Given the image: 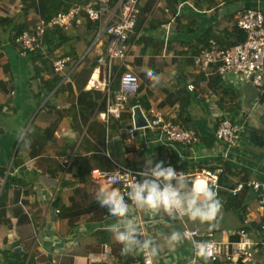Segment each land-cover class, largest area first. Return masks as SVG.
I'll return each instance as SVG.
<instances>
[{"label": "crops", "instance_id": "obj_1", "mask_svg": "<svg viewBox=\"0 0 264 264\" xmlns=\"http://www.w3.org/2000/svg\"><path fill=\"white\" fill-rule=\"evenodd\" d=\"M94 1L0 0V177L5 179L0 192V264L138 260L141 252L124 254L104 228L109 218L92 193L109 186L92 172H109L116 165L138 172L144 156L151 154L154 163L164 160L188 177L220 167L216 192L221 209L214 220L170 223L200 233L245 229L258 243L247 264H264L261 191L244 186L231 192L250 181L264 184V100L260 99L264 78L258 87L240 78L220 77L214 67L200 72L193 65V57L210 41L227 48L236 45L232 33L236 13L255 9L264 15V0H139L126 56L113 63L118 77L125 72L135 75L139 89L120 118L107 121L100 115L106 113L108 97L87 87L106 46L104 22L90 21L81 13L79 23H71L67 30H46L40 48L28 54H22L15 42L40 20ZM63 58L70 59L64 72L54 73L53 62ZM189 84L194 91H188ZM117 87L116 79L112 89ZM137 107L148 120L159 115L194 130L198 144L186 148L159 142L156 130L136 129ZM223 120L240 126L239 140L226 158L224 145L215 138ZM135 218L142 237L163 227L159 218L142 212ZM191 256V245L185 243L163 255L158 264H186Z\"/></svg>", "mask_w": 264, "mask_h": 264}, {"label": "built area", "instance_id": "obj_2", "mask_svg": "<svg viewBox=\"0 0 264 264\" xmlns=\"http://www.w3.org/2000/svg\"><path fill=\"white\" fill-rule=\"evenodd\" d=\"M138 1L118 0L112 4L110 0H95L82 6H74L67 13L57 14L49 20H40L32 32L21 33L15 38V42L22 47V54H28L40 48V41L46 30L53 28L67 30L71 23H79L78 16L81 13L85 14L90 21L104 22L102 31L107 36L106 46L103 54L97 58L96 67L88 80L87 87L98 90L108 97L106 113L100 115V118L104 121L109 118L119 119L126 108L128 99L135 96L139 89V80L135 75L125 72L118 77V73L113 70V63L124 60L126 56L127 41L133 32L139 12ZM235 26L245 34V40L242 43L227 48L210 41L193 57V65L200 72H206L208 68L214 67L220 77L240 78L259 87L264 78V15L255 9L238 11L235 16ZM69 61V58L54 61L53 72L56 74L64 72ZM116 79L118 87L113 90ZM186 88L190 92L194 91L192 84L187 85ZM146 123L145 128L157 131L159 142L177 143L186 148L193 147L199 142V137L194 130L184 129L179 124L165 121L159 115H154L151 120L146 119ZM134 130L135 128L132 127L128 131L129 135H132ZM239 136L240 126L237 124L229 120L219 123L215 130V138L224 145L225 158L229 150L236 146ZM127 173L135 175L136 171L116 165L109 172L98 170L92 172L96 178L104 179L109 187H114L122 193L126 191L130 178ZM222 173L223 170L217 167L212 171L201 170L189 179H202L216 191ZM4 182L5 179L0 177V192ZM244 186L255 192L261 191L258 205L259 210L264 213V184L250 181L237 185L231 192L235 194ZM181 231L191 233L198 242L196 244L199 250L197 264H203L202 259L209 263L247 264L258 251V243L251 239L245 229H238L229 234L226 231H221L219 234L212 231L200 233L197 229L183 224ZM222 235H227L231 239L224 242L218 238ZM131 264H150V257L148 253L141 252L140 258Z\"/></svg>", "mask_w": 264, "mask_h": 264}, {"label": "clouds", "instance_id": "obj_3", "mask_svg": "<svg viewBox=\"0 0 264 264\" xmlns=\"http://www.w3.org/2000/svg\"><path fill=\"white\" fill-rule=\"evenodd\" d=\"M147 76L155 80L152 73ZM127 174L130 178L125 192L98 187L92 193L95 203L109 218L104 228L110 237L124 254L148 253L150 264H158L163 255L188 243L193 252L188 264H197L198 242L191 233L179 230L170 221H213L221 209L215 189L202 179H189L185 171H177L164 160L154 163L152 154L144 156L142 170L135 175ZM140 212L159 218L163 227L153 236L142 237L135 218Z\"/></svg>", "mask_w": 264, "mask_h": 264}, {"label": "water", "instance_id": "obj_4", "mask_svg": "<svg viewBox=\"0 0 264 264\" xmlns=\"http://www.w3.org/2000/svg\"><path fill=\"white\" fill-rule=\"evenodd\" d=\"M133 123L136 129L145 128L147 126L146 119L138 107L133 110ZM17 245L18 244H15V246Z\"/></svg>", "mask_w": 264, "mask_h": 264}, {"label": "trees", "instance_id": "obj_5", "mask_svg": "<svg viewBox=\"0 0 264 264\" xmlns=\"http://www.w3.org/2000/svg\"><path fill=\"white\" fill-rule=\"evenodd\" d=\"M232 33L235 35V42L234 44H240L245 40V34L242 30H240L239 28H237L236 26L234 27V30H232ZM233 45V44H232ZM262 90V94L260 96L261 101L264 100V86L261 88ZM263 240H264V236H263Z\"/></svg>", "mask_w": 264, "mask_h": 264}]
</instances>
